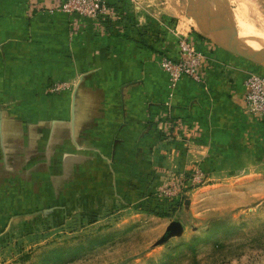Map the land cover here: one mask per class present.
Masks as SVG:
<instances>
[{"label":"crops","instance_id":"obj_1","mask_svg":"<svg viewBox=\"0 0 264 264\" xmlns=\"http://www.w3.org/2000/svg\"><path fill=\"white\" fill-rule=\"evenodd\" d=\"M56 1L0 0V176L15 166L25 176L50 167L71 182L137 173L138 152L162 145L153 119L197 164L253 163L264 139V120L244 105L254 64L198 31L186 3L105 0L117 16L100 22L101 33L89 20L50 12ZM182 37L205 57L204 84L170 87L159 69L162 55L177 58ZM60 82L71 88L47 93Z\"/></svg>","mask_w":264,"mask_h":264},{"label":"rangeland","instance_id":"obj_2","mask_svg":"<svg viewBox=\"0 0 264 264\" xmlns=\"http://www.w3.org/2000/svg\"><path fill=\"white\" fill-rule=\"evenodd\" d=\"M205 3L216 11L214 0ZM219 3L226 33L231 27L264 54V0ZM205 36L221 46L213 31ZM249 73L264 75V67ZM152 121L162 145L138 152L137 173L71 182L50 167L3 171L0 264H264V139L251 164L204 167L171 145L166 123Z\"/></svg>","mask_w":264,"mask_h":264},{"label":"built area","instance_id":"obj_3","mask_svg":"<svg viewBox=\"0 0 264 264\" xmlns=\"http://www.w3.org/2000/svg\"><path fill=\"white\" fill-rule=\"evenodd\" d=\"M50 12H61L79 19L89 20L96 25L105 19H116V11L107 6L105 0H59L49 9ZM103 27L99 32L103 33ZM177 58L162 55L159 58V69L168 77L170 87L176 82L189 79L204 84L202 64L204 55L199 52L193 42L186 37L179 38L176 43ZM71 88L66 82L53 83L47 88L50 95H60ZM245 111L264 120V75L248 73L244 81Z\"/></svg>","mask_w":264,"mask_h":264},{"label":"water","instance_id":"obj_4","mask_svg":"<svg viewBox=\"0 0 264 264\" xmlns=\"http://www.w3.org/2000/svg\"><path fill=\"white\" fill-rule=\"evenodd\" d=\"M204 0H188L186 14L192 17L193 21L201 22L209 30L215 31L221 35H226L231 40L233 50H230L234 55L254 64L264 67V54L257 55L249 48L243 46L239 41L236 32L230 27L229 34L225 29L228 23L223 22L221 15V3L219 0H214L215 10L212 5L206 4ZM226 27V28H225Z\"/></svg>","mask_w":264,"mask_h":264},{"label":"bare ground","instance_id":"obj_5","mask_svg":"<svg viewBox=\"0 0 264 264\" xmlns=\"http://www.w3.org/2000/svg\"><path fill=\"white\" fill-rule=\"evenodd\" d=\"M207 1V0H206ZM186 15V14H185ZM194 27L195 28H197L199 31H201V32H206V33H210L209 31H208V29L205 27V25H203L201 22H198V23H196L195 22V24H194ZM212 31V30H211ZM215 34H217V36L221 39H219L220 41L219 42H221V43H223V44H225L227 47H229L231 50H233V48H232V43H231V41H228V40H224L223 39V37L225 38L226 36L224 35V36H222L221 34H219V33H217V32H215V31H213ZM238 32H241V30L240 31H238ZM244 31L242 30V33H243ZM246 32V31H245ZM239 34V33H238ZM244 34V33H243ZM243 34H241V35H243ZM249 34V33H248ZM251 34V33H250ZM208 35V34H207ZM260 35V34H259ZM216 37V36H215ZM228 37V36H227ZM243 37V36H242ZM244 38V37H243ZM252 38V37H251ZM217 39V38H216ZM223 39V40H222ZM230 40V39H229ZM243 40V39H242ZM242 40H239L242 44H244L245 46H247L253 53H255V54H257V55H261L260 54V52H257V51H255L254 50V48L252 47V46H250L249 44H245ZM249 40V39H248ZM263 40H264V38H263ZM220 43V44H221ZM249 43V42H248Z\"/></svg>","mask_w":264,"mask_h":264}]
</instances>
